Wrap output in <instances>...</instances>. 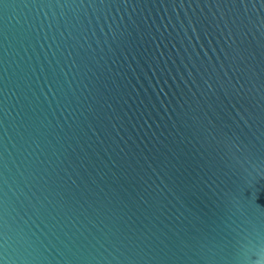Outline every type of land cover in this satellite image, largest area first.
Wrapping results in <instances>:
<instances>
[{"label": "water", "instance_id": "95a60500", "mask_svg": "<svg viewBox=\"0 0 264 264\" xmlns=\"http://www.w3.org/2000/svg\"><path fill=\"white\" fill-rule=\"evenodd\" d=\"M0 264H264V0H0Z\"/></svg>", "mask_w": 264, "mask_h": 264}]
</instances>
